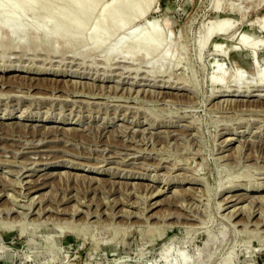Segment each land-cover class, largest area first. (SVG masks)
Masks as SVG:
<instances>
[{
  "label": "rangeland",
  "instance_id": "1",
  "mask_svg": "<svg viewBox=\"0 0 264 264\" xmlns=\"http://www.w3.org/2000/svg\"><path fill=\"white\" fill-rule=\"evenodd\" d=\"M115 1H96L83 34ZM152 3L145 21L161 26L173 51L162 68L155 53L105 60L135 24L103 51L90 49L89 36L71 52L64 33L54 51L14 49L0 34V264H179L181 249L187 264L199 251L208 255L201 264H264V225L245 231L233 224L247 220V208L228 220L236 201L217 206L243 193L236 207L264 209V96L253 95L264 86L237 92L234 81L209 82L217 61L248 81L264 69V0ZM17 13L6 26L29 21ZM225 18L229 35L212 36L199 53L202 27ZM243 33L263 41L255 58L240 48ZM215 45L225 56L212 54Z\"/></svg>",
  "mask_w": 264,
  "mask_h": 264
},
{
  "label": "bare ground",
  "instance_id": "2",
  "mask_svg": "<svg viewBox=\"0 0 264 264\" xmlns=\"http://www.w3.org/2000/svg\"><path fill=\"white\" fill-rule=\"evenodd\" d=\"M96 1L101 2L104 0H0V4H1L0 5V34L1 33L5 34V35L1 34V35H4L5 38L7 39V40H4V42L7 41V43H9V45H11L14 49L15 48L16 49L17 48H23V47L26 48L27 44L30 45V44L34 43V45H35V46L33 45L34 48H38L41 45H44V48H46L48 50L50 48H52L51 51H54L56 49V45L54 43L53 44H50V43L53 42V40L56 38V36L58 37V35H61L63 33L66 34V38L63 40L64 45H62V46L69 48V49L74 47L77 44V42L82 40V38L86 39L87 36H89V39H91V41L93 42V46L90 48L92 50V49L104 48L105 42L107 40H109L111 37H113L117 34H123L124 33L123 31L125 29H127L130 25L135 24L136 26L134 29L132 28V30L125 33V35H123V37H120V39H117V41H115V43L113 45L108 47L109 49L104 48L106 50L108 49V51H104L105 52V55H104L105 60L106 59L108 61L114 60L115 57L121 58V57H124V55L119 56L120 54H122L124 52H130V53H134V54L139 55L140 58H143L144 56H148L149 54L155 53V55L158 56V58L153 63L158 68H162V67H160V65H163L164 63H168L171 61V59L173 57V51L171 49L167 48L168 45H167V41H166V35L163 32V30L158 29L161 26L160 25L157 26L158 23L155 20L150 21V22L145 21L146 15L151 12V6H152L151 3L154 0H129V2L128 1L125 2L124 0H116L115 2L112 3L113 4L112 8L110 7L111 4H109L110 6H108V7H103V9L100 12V19L97 20L96 22L94 21L93 25L91 26V30L88 34H83V33H85V31H84L85 26L84 25H87L86 24V23H88L87 21H89L90 16L94 13L97 5L99 4L98 3L96 5L95 4ZM56 2H58V4H56ZM67 4H70L69 6H71L70 9H68V10L65 8L67 6ZM216 4H217V2H216ZM55 5H56V8H55ZM126 5L129 7V9L125 7ZM138 5H139V7H137ZM40 9L45 10L46 13L48 12L47 13L48 15L42 10H41L42 12L41 11H38V12H41V14H43V12H44L45 13L44 17H43V15H39L40 13L36 14V11L40 10ZM126 9H128V11L130 10V12H128V14H126V16H125V13H127ZM131 10H133V12H131ZM16 12H18L17 14H19V16L30 18L29 21L27 23L24 22V24H23V22L14 23V21H13V24H11V26H6L7 25L6 23L8 22V20L10 19V21H11V18H12L11 15L16 14ZM45 15H47V16H45ZM39 22H42L44 24L43 27H41L40 29H39V27L37 28V24ZM142 22H144L143 25H142ZM42 23H40L39 25H42ZM232 23H233V20L231 18H225L222 20H216V22L215 21L212 22L211 24H209L208 28L202 27V29L200 30V36L197 40L199 53L201 52L202 47L208 43V41L210 40V38L212 36H216V35L217 36L218 35L228 36L229 33L231 32L230 29L233 26ZM7 27H8V29H7ZM258 29L264 33V23L263 22H261L259 24ZM4 36L2 37V39L0 38L1 39L0 42L3 41ZM238 39H240V42H238L240 45V48L248 51L249 55L251 57L253 56V58H255L254 56H256V53L258 51V46H261L263 41L261 39L259 40L257 38H251V36L246 34V33H243L240 37L238 36ZM56 40H57V38H56ZM213 47H214L212 49L213 55L216 54V55H220V56H225V54L227 53L226 50H222L220 48V47H222L220 45H215ZM235 48H236V46H235ZM234 50L235 49L233 48L232 51H234ZM70 51L72 52L73 50L70 49ZM80 54L82 55L83 53L81 52ZM85 54H87V53H85ZM132 58L134 59V57H132ZM254 62H255V60H254ZM252 64H253V62H252ZM2 66L4 67L6 65H2ZM0 71H2V70H0ZM263 71H264V69L262 71L258 70L257 72L252 73L254 78H256L255 82L254 81H248V80H246V79H249L248 75L244 74V72L247 73V71H242V72H240L239 70L235 71V70L231 69L229 66L225 67L221 62L217 61L216 70H215V72H213L217 76L212 74L213 76L210 77L209 82H211V83L212 82H220L221 86L226 88L228 83L234 81L238 84L237 85L238 90H236L237 92H239L240 88H242L244 86H246V89H247V90H245V92H249L250 90L248 88H250V87L252 88V87L264 86L263 84H259V83L264 81V72ZM235 77H236V79H234ZM29 78H31V77H29ZM42 78H41V80H42ZM36 79H37V77H36ZM54 79H55V77H54ZM12 80H14V79H12ZM213 80H215V81H213ZM9 82H11V81H9ZM253 95L260 96V97L264 96V94H253ZM245 96H247V94ZM244 105H246V104H244ZM4 114H6V112ZM1 117L2 116H0V118ZM16 117L20 119V117H22V115L19 114ZM38 125H40V124H38ZM30 126H32V125H30ZM59 126H58V128H59ZM48 130H49V128H48ZM73 130H75V129L73 128ZM232 139H233V137L232 138H226L224 140V142L228 143V141H231ZM26 183H29V182L25 181V184ZM30 183H32V182H30ZM17 184L19 185L20 182ZM20 186H22V185H20ZM255 186H258V185H255ZM258 188H259V186H258ZM248 189H251V188H248ZM241 195L244 196L243 193L226 196L224 199L221 200V203L220 202H218L219 204L217 203L218 209H222V206L224 204H227L228 202L236 201L235 204H232L234 208H232L228 212L230 214L229 215L224 214L225 215L224 217H226L228 220H231L232 217H235L236 213H238L237 214V216H238L239 214H241L242 210L247 211V209H248L249 215L247 216V220L243 223L236 221V222H234L233 225H236V224L242 225L245 231L248 229L249 226H254L253 231H256V233H259L258 230L260 229V226L264 225V209H260L261 208L260 207L259 210H261V211L259 212L258 210L254 209L255 206L248 207V206L240 205L239 207H236V204H238L240 201L243 200V198H240ZM32 197H34V196H32ZM252 198H253L252 200H254L256 203L259 201L262 202L261 200H263V199L258 200L259 198L256 196L252 197ZM29 199L31 200V198H29ZM252 200H250V201H252ZM32 201H35V199H33ZM222 203H223V205H221ZM30 205H33V203ZM245 205H247V204H245ZM262 206H264V201L262 203ZM29 207H30L29 209L31 210L32 207L31 206H29ZM226 208H227V206H226ZM146 209H148V208H146ZM11 210L13 211L14 209L12 208ZM43 210H45V209H43ZM43 210L39 209V211H43ZM39 211H38V213L36 211V215L39 217L46 214L47 212H49V210L44 211V212H39ZM145 211H147V210H145ZM126 212H128V211H126ZM257 212H259L258 219L259 218L260 219L252 222L251 219L255 215H257ZM28 213H30V212H28ZM112 216H114V215H112ZM127 216L129 217L130 215L127 214ZM131 216H132V214H131ZM133 216H134V214H133ZM142 216H141V218H142ZM147 217H152V216L149 215ZM87 219H88V217H87ZM142 219H145L146 221H148V218H146V217L142 218ZM186 219L187 220H193L191 217H186ZM73 226H74V228H73ZM73 226L71 225V229L72 228L75 229V227L77 228V225H73ZM146 228H147V225H146ZM147 229L153 230L152 225H151V227L148 226ZM252 229H251V231H252ZM262 230H260V231H262ZM147 232H148V230H147ZM252 233H254V232H252ZM169 248L166 247L164 249V251L162 252L161 256L163 258H165L167 256V254L169 252ZM212 251L213 250L210 248L209 252L212 253ZM184 252L181 249L178 253L179 264L180 263L187 264L190 262V256L188 258L187 257L188 255L186 256L185 255L186 252H185V254H184ZM204 256L207 257L208 255L202 251H199L196 255L193 256V258H191V259H193V261L192 260L191 261L193 264H201V260L204 258ZM211 256H214V255L211 254Z\"/></svg>",
  "mask_w": 264,
  "mask_h": 264
}]
</instances>
